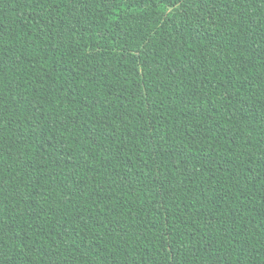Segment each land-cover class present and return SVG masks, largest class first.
Here are the masks:
<instances>
[{
    "label": "trees",
    "instance_id": "trees-1",
    "mask_svg": "<svg viewBox=\"0 0 264 264\" xmlns=\"http://www.w3.org/2000/svg\"><path fill=\"white\" fill-rule=\"evenodd\" d=\"M0 264H264V0H0Z\"/></svg>",
    "mask_w": 264,
    "mask_h": 264
}]
</instances>
